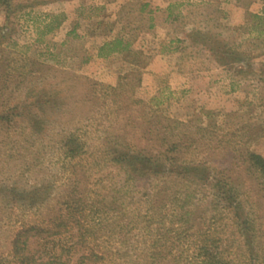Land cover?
Here are the masks:
<instances>
[{
  "label": "rangeland",
  "instance_id": "rangeland-1",
  "mask_svg": "<svg viewBox=\"0 0 264 264\" xmlns=\"http://www.w3.org/2000/svg\"><path fill=\"white\" fill-rule=\"evenodd\" d=\"M10 3L29 8L0 44V264L20 230L58 218L69 264H202L204 239L264 264V183L246 160L264 158V0ZM115 38L128 50L101 58ZM167 148L205 178H129L114 161Z\"/></svg>",
  "mask_w": 264,
  "mask_h": 264
},
{
  "label": "trees",
  "instance_id": "trees-1",
  "mask_svg": "<svg viewBox=\"0 0 264 264\" xmlns=\"http://www.w3.org/2000/svg\"><path fill=\"white\" fill-rule=\"evenodd\" d=\"M36 3L42 4L44 2ZM0 6L3 9L6 21V24L0 28L1 44V41L10 39L7 38L9 33L6 31L10 18L16 16L21 10L29 8V6L12 8L10 0H0ZM127 50L128 44L124 43L121 38H115L112 41L104 43L99 48L98 55L101 58H105L110 55L126 52ZM219 63L225 64L228 62L219 60ZM69 143V151L71 153H78V146L71 140ZM171 148L177 150L179 146L171 145ZM172 149L167 148L164 154V159L162 156H142L141 154L134 155L126 152L125 154H118L114 158V161H116L126 170L127 176L129 178H157L164 175H174L177 177L181 176L182 178L194 179V181L205 178V173L208 172L206 169H201L199 166H177L175 160L169 156V152H173ZM246 160L251 169L257 174L258 178L264 183V158L258 154L249 153L247 154ZM191 181L193 182V180ZM217 185H219V187L222 186V182H219ZM223 187L225 193L228 194L227 196L229 198L230 207H233V191L229 188L226 189V185H223ZM66 227L67 225L63 222V219L58 218L50 225L45 227L29 226L28 228L20 230L15 235V238L11 243V255L15 260L14 264H69L70 262L68 254L70 253L72 246L67 243H63L60 240L62 234L67 231ZM79 239L82 240V236H79ZM202 244L203 245L200 247L195 258L198 259L200 263L230 264L229 262H225L218 256L211 253L212 243L209 241V239H204ZM32 245H35V247L31 248ZM91 256L95 255L91 252L90 254L81 255L77 262L82 264L85 260L90 259Z\"/></svg>",
  "mask_w": 264,
  "mask_h": 264
}]
</instances>
